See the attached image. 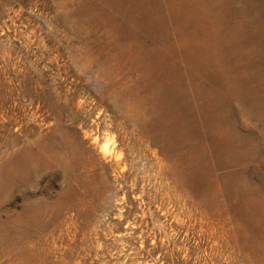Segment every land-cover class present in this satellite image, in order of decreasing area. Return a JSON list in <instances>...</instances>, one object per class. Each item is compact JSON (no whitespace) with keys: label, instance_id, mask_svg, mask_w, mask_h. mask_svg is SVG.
Wrapping results in <instances>:
<instances>
[{"label":"rangeland","instance_id":"obj_1","mask_svg":"<svg viewBox=\"0 0 264 264\" xmlns=\"http://www.w3.org/2000/svg\"><path fill=\"white\" fill-rule=\"evenodd\" d=\"M0 264H264V0H0Z\"/></svg>","mask_w":264,"mask_h":264}]
</instances>
